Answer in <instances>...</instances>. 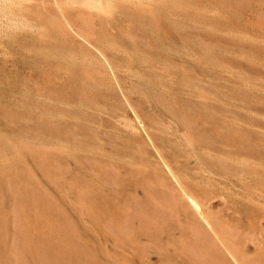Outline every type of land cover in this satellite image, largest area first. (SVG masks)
Masks as SVG:
<instances>
[{
  "label": "rangeland",
  "instance_id": "1",
  "mask_svg": "<svg viewBox=\"0 0 264 264\" xmlns=\"http://www.w3.org/2000/svg\"><path fill=\"white\" fill-rule=\"evenodd\" d=\"M100 5L0 0V264H264V0Z\"/></svg>",
  "mask_w": 264,
  "mask_h": 264
},
{
  "label": "bare ground",
  "instance_id": "2",
  "mask_svg": "<svg viewBox=\"0 0 264 264\" xmlns=\"http://www.w3.org/2000/svg\"><path fill=\"white\" fill-rule=\"evenodd\" d=\"M3 1V0H2ZM31 1V0H30ZM101 1V0H100ZM100 1L98 2L97 0H53V4H55L56 5V7L58 8V11H59V13H60V15H61V17H62V19L65 21V22H67L68 23V19H67V16H66V14H65V12H64V10H63V7H88V8H96V9H100V7H101V5H100ZM176 1V0H175ZM187 1V0H186ZM233 1V0H232ZM170 2V1H169ZM174 2V1H173ZM236 2V1H235ZM102 3V2H101ZM161 4V3H160ZM168 4V3H167ZM171 4V3H170ZM173 4V3H172ZM212 4V3H211ZM174 5V4H173ZM184 5V4H183ZM145 6V5H144ZM179 6V5H178ZM195 6V5H194ZM189 7V6H188ZM144 8H146V7H144ZM182 8V7H181ZM147 9V8H146ZM170 9H172V8H170ZM169 9V10H170ZM211 9V8H210ZM159 10V9H158ZM102 11V10H101ZM162 11V10H161ZM216 11V10H215ZM1 12V11H0ZM214 12V11H213ZM101 13H103L104 14V12L102 11ZM91 14V13H90ZM133 15V14H132ZM142 15V14H141ZM199 16V15H198ZM3 17V16H2ZM133 17V16H132ZM194 17V16H193ZM6 18V17H5ZM9 19V18H8ZM11 19V18H10ZM9 19V20H10ZM146 19V18H145ZM144 19V20H145ZM251 19H253V18H251ZM263 20V19H262ZM11 21V20H10ZM247 22V21H246ZM257 22V21H256ZM8 23V22H7ZM30 24V23H29ZM152 25V24H151ZM24 27V26H23ZM257 27V26H256ZM147 28V27H146ZM38 29V28H37ZM235 29V28H234ZM10 30H12V29H10ZM16 30V29H15ZM144 30H145V27H144ZM229 30V29H228ZM227 30V31H228ZM237 33V32H236ZM245 33V32H244ZM247 33V32H246ZM237 35V34H236ZM246 35V34H245ZM240 36H242V35H240ZM230 38V37H229ZM228 38V39H229ZM249 39V38H248ZM254 39V38H253ZM256 40V39H255ZM114 70V69H113ZM112 73V72H111ZM162 160V159H161ZM164 162V161H163ZM167 165V164H166ZM170 165V164H169ZM168 165V166H169ZM165 167H167V166H165ZM164 170V169H163ZM169 170V169H168ZM173 171H175V170H173ZM161 172V171H160ZM170 172V171H169ZM211 172V171H210ZM156 173V172H155ZM167 173V172H166ZM161 174H162V172H161ZM149 175V174H148ZM163 175V174H162ZM171 175V174H170ZM173 175H174V173H173ZM210 175V174H209ZM167 176H168V174H167ZM144 177H145V175H144ZM162 177V176H161ZM165 177V176H164ZM147 178H149V177H147ZM151 178H153V177H151ZM144 179V178H143ZM165 179V178H164ZM167 179V178H166ZM169 179V178H168ZM181 180V179H180ZM158 182H159V180H158ZM174 184V183H173ZM169 185V184H168ZM193 187H194V185H192ZM146 188V187H145ZM257 188V187H256ZM248 190V189H247ZM260 191V190H259ZM253 192V191H252ZM255 192V191H254ZM262 193V192H261ZM260 193V194H261ZM150 195V194H149ZM263 195V194H262ZM144 197V196H143ZM262 198V197H261ZM187 199H188V202L190 203V205H191V207L193 208V210L195 211V212H197V213H199L200 212V208H199V206L197 205V203L194 201V199L193 198H191V197H187ZM254 203H256V202H254ZM261 204V203H260ZM259 205V204H258ZM153 208V207H152ZM263 208H264V206H263ZM202 218V217H201ZM206 223V222H205ZM172 225V224H171ZM158 245V244H157ZM259 246V245H258ZM249 259V258H248ZM189 263H190V261H189Z\"/></svg>",
  "mask_w": 264,
  "mask_h": 264
}]
</instances>
